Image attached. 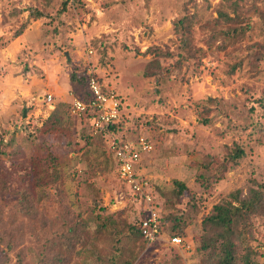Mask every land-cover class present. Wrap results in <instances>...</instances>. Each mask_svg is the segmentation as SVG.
<instances>
[{"label":"rangeland","instance_id":"rangeland-1","mask_svg":"<svg viewBox=\"0 0 264 264\" xmlns=\"http://www.w3.org/2000/svg\"><path fill=\"white\" fill-rule=\"evenodd\" d=\"M187 1L80 0L65 18L66 44L55 49L40 20H31L22 35L14 36L29 16L27 8L36 4L33 0H0V137L5 149L1 166L10 167L9 159L25 162L32 188L35 178L44 174L40 157L37 162L30 159L29 142L33 137L55 143L60 177L48 186L54 199L39 203L45 217L54 219L67 212L86 218L95 199L96 213L101 215L121 212L130 224H137L143 215L145 203L136 201L119 179L109 138L85 137L87 129L70 113L78 96L70 74L90 75L94 69L108 85L107 91L114 90L122 101L124 124L116 134L135 142L144 137L153 147L142 152L136 172L154 187L152 195L162 207L161 214L184 211L195 216L187 227V237L194 241L191 247L169 243L167 223L157 244L149 245L143 237L123 238L125 251L117 264H169L175 256L181 258L176 264H200L194 246L201 216L231 191L247 192L250 186L264 183V106L254 100L264 96V58L254 62L264 49L256 44H264V1L191 2L189 11L196 16L192 56L182 49L173 24ZM15 8L23 12L11 22L7 16ZM235 16L243 22L231 21ZM240 24L251 29L228 41V28ZM97 37L109 43L107 55L90 46ZM155 45L173 55L159 59L144 54ZM148 72L152 75L146 76ZM48 93L53 95L51 101L46 99ZM12 138V144L7 142ZM70 140L74 145L66 143ZM236 145L244 148V157L210 188L204 186L198 177L208 173L211 157L220 158ZM174 179L184 181L196 199L173 197ZM16 200L13 193L0 194V203L8 210ZM17 219L29 222L23 215ZM8 223L10 229L16 227ZM32 226L40 228V221ZM251 227L255 235L249 242L260 253L259 264H264V215L254 218ZM12 237L13 248L0 244V264H33V233L21 236L14 231ZM40 237H45L44 232ZM112 244L111 238L90 239L86 247L78 246L69 264H113Z\"/></svg>","mask_w":264,"mask_h":264},{"label":"trees","instance_id":"trees-1","mask_svg":"<svg viewBox=\"0 0 264 264\" xmlns=\"http://www.w3.org/2000/svg\"><path fill=\"white\" fill-rule=\"evenodd\" d=\"M36 4L27 8L29 16L25 22H23L15 31L14 36H20L23 34L25 28L29 25L31 20H40L43 22V28L47 34L53 39L54 48L62 49L63 44H66L65 36L69 29L66 16L72 10V6L79 7L80 0H33ZM196 0H188L182 8L181 15L174 21L176 28V34L181 41L182 49L192 56L196 54L194 50V36H193V23L195 15L190 13L189 4ZM264 1V0H263ZM78 3V4H76ZM78 5V6H77ZM55 11H52V10ZM23 9H13L9 11L7 17H10L11 22L18 21ZM6 17V18H7ZM241 19L239 16L230 17V20ZM58 20V24H56ZM237 22V21H236ZM238 22H243L241 19ZM251 26L248 24H240L229 27L227 30L228 41L236 39L237 36H243L247 34ZM62 38V41L60 39ZM261 48H264V44L256 43ZM90 46L100 54L106 53L109 43L105 41L104 37L93 38L90 41ZM59 47V48H58ZM138 50V49H137ZM258 57L254 59V62L259 58H264V49L259 51ZM144 54H152L157 58H167L172 56L171 53H166L158 45L150 46L144 52ZM181 59L178 58V60ZM243 60V59H242ZM238 61L235 63L231 70H235L242 64ZM251 62V61H250ZM150 63V67H151ZM94 69V67H93ZM152 73H146V76H151ZM90 77H94L101 84L104 91L107 90L108 85L105 84L97 71L94 69L89 74L73 71L70 74V81L73 87L76 86L74 92L84 100L90 98V91L88 89V80ZM120 100V108L122 101L119 94H117ZM258 105L264 106V96L254 99ZM97 111L87 109V111L80 117L79 122L82 127L86 128L88 135L85 137L90 139V136L105 137L111 140L113 137L123 141H132L131 138L122 137L116 134L121 131L123 122L120 117L109 125H101L97 130L94 129V120L97 118ZM115 135V136H114ZM86 138V139H87ZM10 140V139H9ZM12 141H7L12 144ZM4 141L0 137V194L5 192L13 193L17 196V200L13 206H7L0 203V244H6V246H16L15 238L12 237V233L17 231L22 236H27L29 233H33L35 241L30 249L32 253L33 264H69L73 257L78 254V246L86 247L90 239H97L98 237L111 238L113 244V254L110 255L109 260L113 264H117V260L124 254V247L121 244L123 238L135 239L142 237L140 230V219L137 224H130L124 218L121 217L122 213H107L101 215L96 213V206L98 201L94 200L91 210L87 214L86 218L80 215L64 214L58 215L54 219L46 218L43 212L38 208L39 203L45 199H54V193L48 187L58 181L60 175L58 170V155L53 149L55 143L49 142L48 139L38 141L32 137L29 142L31 145L32 153H30V159L37 162L40 157L41 172L44 174L42 177H36L33 187L28 184V175L30 174L28 165H25L23 161L10 160V167L4 169L1 165L3 163L2 158L5 154V149L1 148L4 145ZM5 143V145L7 144ZM45 143V144H44ZM67 144H73V141H67ZM34 145V146H33ZM33 146V147H32ZM45 148L44 150H42ZM74 149L76 147H73ZM77 149V148H76ZM245 155L244 148L240 145L234 147H228L222 157L218 158L213 155L211 161L207 164L208 173L200 174L198 179L204 186L210 188L212 184L219 181L228 169L236 165ZM114 166L117 168V162L114 158ZM138 167V166H137ZM137 169V168H136ZM173 184V197H182L187 195L191 200H195L196 196L191 192L186 183L182 180L174 179ZM81 187V183L78 184ZM92 187V186H88ZM166 196V194L163 192ZM60 204L61 199H58ZM155 206H157L161 215V233L164 232V228L167 223L170 230V234L178 235L182 238V245L191 247L194 241H191L187 237V227L190 220L195 218L191 217L187 212L181 211L180 213H169L163 216L161 214L160 203L157 202L154 197ZM5 210L9 212L6 213ZM102 210H105L102 207ZM144 214V211H143ZM23 215L25 221L18 220L17 217ZM264 215V183H257L255 187L250 186L247 192H244L241 188L228 193L227 197L222 198L215 203L211 210L201 216L199 222L200 233L197 238V246L195 250L199 255L200 264H259L260 253L256 247L252 246L249 240L253 238L255 234L252 231L253 219ZM24 220V219H23ZM85 220V221H84ZM9 223L16 227L7 226ZM40 221L41 227L32 226V222ZM22 222V223H20ZM8 223V224H9ZM44 232V238L40 237V233ZM159 242V241H157ZM154 243V244H157ZM181 261L179 256L171 258L169 264H176ZM181 263V262H180Z\"/></svg>","mask_w":264,"mask_h":264},{"label":"built area","instance_id":"built-area-1","mask_svg":"<svg viewBox=\"0 0 264 264\" xmlns=\"http://www.w3.org/2000/svg\"><path fill=\"white\" fill-rule=\"evenodd\" d=\"M88 89L91 93L88 100L79 96L73 98L71 102L70 113L72 116L81 117L87 109L97 111V118L94 120V129L101 125H109L116 121L120 116V100L114 90L104 91L101 84L94 77L88 80ZM53 95L48 93L46 99L51 101ZM151 143L144 137L135 141H121L116 137L110 140V149L117 162V172L119 179L128 185L133 197L143 206L144 214L140 217V230L143 239L149 244H154L162 239L161 233V215L154 204L152 195L154 187L150 184L148 178L136 172V166L142 155V152L151 151ZM172 245H182V238L178 235H172L167 238Z\"/></svg>","mask_w":264,"mask_h":264}]
</instances>
